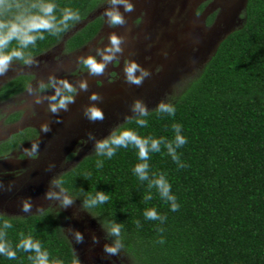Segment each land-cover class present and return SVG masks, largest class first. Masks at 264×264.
Masks as SVG:
<instances>
[{
	"label": "trees",
	"instance_id": "16d2710c",
	"mask_svg": "<svg viewBox=\"0 0 264 264\" xmlns=\"http://www.w3.org/2000/svg\"><path fill=\"white\" fill-rule=\"evenodd\" d=\"M100 1L55 0L59 8L78 9L80 20ZM244 16L243 23L220 42L170 102L176 108L174 117L153 109L145 118L146 128H139L134 119L120 125L141 136L168 140L175 136L174 123L183 126L187 143L177 151L186 166L179 167L163 146L161 152L150 153L148 161L150 177L166 174L178 211H171L156 189H151V200L143 199L149 193L148 182L133 173L140 161L132 146L118 149L111 159L98 157L94 150L59 177L62 187L81 204L87 194H109L107 203L87 210L102 225L112 220L124 225V249L135 264H264V0H247ZM76 23L56 36L45 33L46 38L28 51L33 57L46 51ZM101 23V17L88 21L67 38V49L90 40ZM27 80L18 76L5 86L4 93L23 90ZM32 131H21L8 142L14 145L32 136ZM98 159L104 161L102 168L96 167ZM153 207L167 216L166 222L145 219L144 212ZM60 216L51 209L15 218L0 214V225L5 220L12 224L6 231L14 248L21 233L31 235L51 257L71 264L76 255ZM161 237L163 244L157 242ZM29 255L22 250H17L14 260L0 255V264H32Z\"/></svg>",
	"mask_w": 264,
	"mask_h": 264
},
{
	"label": "flooded vegetation",
	"instance_id": "af4514ba",
	"mask_svg": "<svg viewBox=\"0 0 264 264\" xmlns=\"http://www.w3.org/2000/svg\"><path fill=\"white\" fill-rule=\"evenodd\" d=\"M130 2L135 10L125 13L126 25L110 27L104 15L109 3L108 0H101L92 11L93 16L92 12L89 13L85 19L78 21L81 23L76 30L73 27L78 22L59 42L34 56L36 60L44 59V66H35L36 70H33L32 67L16 61L14 63L18 67L13 65L5 76L0 77V145L21 131L33 129L30 132L32 136H26L14 145V141L8 142L0 150V182L4 186L0 189L1 215L13 218L33 215L34 213H24L21 210V201L27 197H31L33 201L32 212L39 209L37 214L47 209L62 214L73 212L74 207L62 209L57 205L58 202L47 201L43 197L53 177L59 179L70 169L69 165H75L83 158V151L94 148L93 142L88 140V133L92 132L97 139L107 137L113 128L126 122V116L132 115L130 106L136 99H142L150 111L156 109L159 102L172 97L182 82L191 80L190 77L203 68L220 42L243 23L247 0ZM175 9L178 10L174 13L176 24L170 25L168 18ZM121 11L123 12V8ZM96 17L102 19L96 34L83 45L68 50L65 44L67 38ZM113 32L125 38L123 55L116 60L115 66L113 63L108 66L103 76H89L87 68L79 63V58L106 47ZM103 34L105 37L99 47L94 48L97 39ZM56 55L59 56L58 59H55ZM67 56H72L69 66L63 63L66 59H62ZM129 60H134L143 68L145 65L149 67L150 76L141 86L125 82L123 69ZM157 65L160 66L159 71L154 73ZM50 73L70 82L86 79L89 91L79 93L75 97V103L69 105L68 111L53 114L48 111L47 101L36 104L34 97L27 92L29 86L35 87L38 81L46 80ZM18 76L28 78L25 88L6 95L5 86ZM92 92L103 97L98 105L104 112L102 122L92 123L83 115V108L89 104L88 97ZM50 93L51 89L44 95ZM44 126L49 129L47 132L43 131ZM76 147L79 152L74 155L67 154ZM50 164H54L55 168L47 171ZM71 197L76 199V208L81 206L77 198ZM61 225L68 237L62 222ZM68 239L71 244L74 243L72 238ZM87 244L91 246L93 243ZM72 247L82 264L84 261L79 255L77 244H72ZM94 248L91 247V250ZM91 254L89 252L86 255ZM99 255L93 253L91 256L100 259Z\"/></svg>",
	"mask_w": 264,
	"mask_h": 264
},
{
	"label": "clouds",
	"instance_id": "9594fccd",
	"mask_svg": "<svg viewBox=\"0 0 264 264\" xmlns=\"http://www.w3.org/2000/svg\"><path fill=\"white\" fill-rule=\"evenodd\" d=\"M109 7L104 15L110 27H122L127 24L125 13H132L135 8L130 0H108ZM59 6L55 0H0V77L5 76L12 68L16 61L22 62L25 66H38L37 61L28 51L34 48L37 41L44 40L45 33L49 35H59L66 31L71 23L80 20L79 10L71 7L59 8L60 15H57ZM123 8V12L121 11ZM125 38L118 33H111L109 43L103 49H96L93 53L85 57L79 58V63L83 64L88 70L91 77L103 76L110 64L123 55ZM14 45V46H13ZM135 55V53H131ZM125 82L130 85L141 86L146 78L150 76V72L134 60H129L124 66ZM51 89V93L44 95ZM89 91V83L86 79L76 82H70L66 79L57 77L55 73H50L46 80L38 81L35 87L29 86L27 92L34 97L36 104L48 103V111L58 115L61 111H68L69 105L75 103V97L81 92ZM89 104L84 106L83 115L90 122L104 120V112L98 106L103 97L92 92L89 97ZM131 116H126L127 123L134 122L139 128H146L148 121L145 119L149 116V109L142 99H136L130 106ZM158 114H166L174 117L176 113L175 106L170 102L161 101L156 107ZM182 125L174 123L172 125L175 136L172 140L165 137L155 138L151 135L141 136L138 131L117 126L113 128L107 137L97 139L92 132L88 133V140L93 142L95 154L98 157H107L111 159L120 148L134 147L138 151L139 163L133 168V173L140 181H147L149 193L143 197L145 201L151 200V189H156L160 198L170 204V210L175 212L179 210L175 195L172 194L171 184L165 173L149 175L150 153H159L162 146L166 149L167 154L179 167H185L180 161L178 149L182 148L187 139L182 134ZM47 126L43 127V131L47 132ZM104 161L98 159L96 167L102 168ZM54 164L48 166L47 171H52ZM0 182V189H3ZM9 186V190H10ZM81 191H83L81 189ZM45 200L56 201L62 209H68L75 205L76 199H73L65 188L62 187V181L53 177L49 182V187L44 193ZM110 196L107 192L96 191L95 195L87 194L82 200L81 208L87 210L98 205L107 203ZM33 209V201L31 197H27L21 201V210L24 213H31ZM37 210H39L37 208ZM147 220L159 221L161 224L166 222L167 216L161 215L154 207L144 212ZM137 227H141L140 221L136 222ZM105 237L111 238L109 243H105L103 251L108 256H118L124 249L122 229L124 225L115 220L109 221L107 225H101ZM12 228V224L5 220L0 225V255L7 257L9 260L16 259L17 250H22L29 255L28 259L32 264H65V261L50 256V253L43 248L41 242L34 239L33 236H25L21 233L19 243L13 247L7 238V229ZM157 231L163 232L162 228ZM76 244L84 243V234L79 230L73 231ZM158 243L163 244L164 239L161 237ZM92 243L99 244L100 238L96 235L92 236ZM71 264H81L79 257L73 258Z\"/></svg>",
	"mask_w": 264,
	"mask_h": 264
},
{
	"label": "rangeland",
	"instance_id": "374dc122",
	"mask_svg": "<svg viewBox=\"0 0 264 264\" xmlns=\"http://www.w3.org/2000/svg\"><path fill=\"white\" fill-rule=\"evenodd\" d=\"M178 12L177 9H175V11L173 12V14H171L168 18V24L170 25H174L176 24V20L174 17V13ZM95 14H97V12L95 11ZM94 15V12H92V16ZM180 21V20H179ZM80 22L77 23L76 26H74L73 28H76L78 26H80ZM182 26V24H180V27ZM105 35L103 34L99 39H97L94 48H98L102 39H104ZM167 44V43H166ZM168 45V44H167ZM172 52V50H171ZM167 54V53H166ZM58 55H56L55 59H58ZM72 56H67V57H63L62 59H66L63 63H66L68 66L71 64L70 62L72 61ZM35 59V58H34ZM62 59L60 61H62ZM68 59V60H67ZM36 60V59H35ZM145 60H148V57H145ZM37 64L40 65V67L45 65V60L43 59H39L36 60ZM13 65L15 67H18L15 63H13ZM116 65V61L113 62V66ZM35 66L32 67L33 70H36ZM148 66H144V69L148 70ZM160 66L157 65L155 72L159 71ZM198 73L197 71L195 72V74ZM195 75L191 76L190 78L192 79ZM188 82V81H187ZM187 82H182L178 87L177 90L174 94H172V97L170 98H166L165 102H171L180 92V90L183 89V87L185 86V84ZM179 88V89H178ZM15 103L17 102V100L14 101ZM82 151V150H81ZM94 148L88 149L83 151V155L82 157L88 155L89 153L93 152ZM77 152H79V148L76 147L75 149L69 150L67 152L68 155H74ZM74 164L69 165L68 168L73 167ZM67 168V169H68ZM57 205L59 206V204L57 203ZM75 208V210H73V212L66 213L63 214V219H61V222L64 224V230L66 231L68 237L71 239H73V246L75 243L74 240V236H73V231L74 230H79L80 232H82L84 234V243L82 244H77L78 247V252L79 255L82 256L83 258V263L82 264H135L134 258L133 256L125 249H123L120 254L118 256H108L107 254H105V252L103 251V246L105 243H109L111 238H107L105 237V233L101 227L102 224H100V222L98 221V219L96 218V216L91 213L88 210H85L83 208H81V206H79L78 208H76L75 206H73ZM72 208V207H71ZM39 212L35 211V212H31L29 214H37ZM22 216V215H20ZM73 217V218H72ZM96 235L97 237L100 238V243L99 244H92L91 246L87 243L92 242V236ZM91 240V241H90ZM91 247L94 248L91 250ZM89 252L92 254L93 253H98L100 254L99 257L100 259H98L95 256H91V255H86L89 254ZM105 261H108V263H105Z\"/></svg>",
	"mask_w": 264,
	"mask_h": 264
},
{
	"label": "water",
	"instance_id": "95a60500",
	"mask_svg": "<svg viewBox=\"0 0 264 264\" xmlns=\"http://www.w3.org/2000/svg\"><path fill=\"white\" fill-rule=\"evenodd\" d=\"M75 30H76V28H75Z\"/></svg>",
	"mask_w": 264,
	"mask_h": 264
}]
</instances>
